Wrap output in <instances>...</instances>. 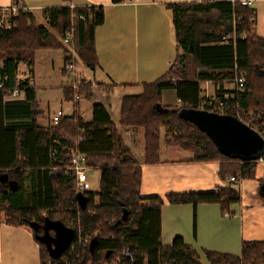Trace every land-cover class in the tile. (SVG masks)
Returning <instances> with one entry per match:
<instances>
[{"label": "trees", "instance_id": "obj_1", "mask_svg": "<svg viewBox=\"0 0 264 264\" xmlns=\"http://www.w3.org/2000/svg\"><path fill=\"white\" fill-rule=\"evenodd\" d=\"M112 2L120 4L124 0ZM167 8L172 12L177 58L161 79L143 85L142 94L123 97L119 124L144 129L145 163L150 166L160 163L163 141L193 154V162H218L221 181L227 183L218 191L170 194L166 199L143 197L142 167L122 142L108 108L95 101L89 85L79 90L77 99L74 90L65 87V100L74 102L73 114L53 129L39 125L40 102L36 87L30 84L35 75L37 53L62 51L67 66L75 52L81 66L95 71L100 65L96 30L106 20L103 7L45 9L48 27L35 23L32 13L20 11L12 19L10 30L0 29V83L3 84L0 89V170L14 173L21 168L24 171V176L18 177V191L1 194L0 213L6 212L5 222L9 225L29 228L31 221L43 223V212L53 218L63 213L60 221L76 232L72 246L60 259H54L40 244L42 264H69L75 255L91 264H109L114 258H118L119 264H203L200 252L180 236L171 246L163 245L165 202L193 207L216 203L221 205L223 215H228L230 206L241 202L239 184L256 178L260 162L245 163L225 157L208 135L179 114L189 109L231 115L264 138V76L256 72L257 68L264 70V38L254 34L256 10L230 0L169 4ZM81 16L86 19L82 20ZM70 34H73V43L66 45L64 40ZM190 60L198 69L194 79L188 76ZM21 62L28 67L29 78L20 77ZM237 78L244 79L243 89L235 85L230 93L224 90L226 82L234 84ZM206 83L218 89L214 100L203 97L202 84ZM14 90L24 92V98L9 99ZM170 90L175 91L180 100V106L171 109L162 105L163 92ZM84 97L94 101L90 122L81 116L79 103ZM224 101L228 105L221 110L220 103ZM158 104L164 108L162 115L157 108L154 110ZM163 127L174 133L171 140L164 137ZM73 149L87 155L89 168L101 169V189L84 193L89 199L84 212L74 201L79 190L69 160ZM232 178L235 181L232 182ZM121 203L130 211V216L114 230L112 226L124 213ZM63 209L66 211L62 212ZM95 237L100 242L92 257L90 244L80 246L82 240L90 241ZM241 246L240 255L201 251L209 264H264V241H244ZM128 248L133 260L123 254ZM109 252L113 255L106 259L105 254Z\"/></svg>", "mask_w": 264, "mask_h": 264}, {"label": "crops", "instance_id": "obj_2", "mask_svg": "<svg viewBox=\"0 0 264 264\" xmlns=\"http://www.w3.org/2000/svg\"><path fill=\"white\" fill-rule=\"evenodd\" d=\"M201 1L206 0H124L120 4H114L112 0H72L71 3L64 0H0V8H9L16 2H22L31 9L30 13L39 21V17L44 16L43 11L48 8L103 7L106 20L96 30L95 35L100 65L95 71L85 68L89 73L86 71L87 77L85 75L84 77L100 86L112 88L113 95L122 86L125 88L137 86L143 90L144 84H152L148 79L116 82L114 78L118 70L126 69L131 64H137L139 67L156 64L167 55L165 54L168 51L167 46L175 41L172 12L167 5ZM247 1L260 4L259 8L254 7L257 14L255 25L258 27L261 22L260 29L255 27V36L264 38L258 34L264 27V0ZM42 26L47 27L43 24ZM170 53L172 54V51ZM172 63L173 61H170L164 75L169 71ZM23 65V70L28 71L25 63ZM147 71L148 68H145V72ZM160 74L154 75L156 81L164 76L159 77ZM64 75L71 76L69 73ZM34 80L36 87V75ZM229 83L231 82L224 84V90H235V85L231 88ZM210 85L213 84H202L203 90H209ZM95 95H97L96 102L108 108L114 122L110 109L112 107H108L111 98L106 100L105 96L96 94V91ZM206 95L209 97L208 93ZM92 103L94 104V101ZM162 105L170 109L180 106L176 92L171 90L163 92ZM114 124L120 131L118 124L115 122ZM124 131V136L119 132L121 140L124 144V140H127L129 143L125 145L133 152V144L139 138L135 137L136 134L132 131L126 129ZM137 161L143 170L141 186L143 197L160 196L166 199L170 194L212 192L227 185L219 176L218 162H193L190 157L165 159L163 143L160 163L151 166L146 164L145 155ZM259 162L256 178L250 180V183L245 182L248 180L240 183L242 199L240 203L230 206L231 217L223 215L221 205L216 203L193 207L192 205L174 206L166 201L162 213L163 245L171 246L174 239L180 236L188 245L200 252V255L203 254L201 250L204 249L240 255L243 241H264V200L260 196V190L264 186V160ZM246 194L251 198L248 201L245 200ZM253 222L257 227H253ZM40 244L31 228L12 226L6 222L0 224V264H42Z\"/></svg>", "mask_w": 264, "mask_h": 264}, {"label": "rangeland", "instance_id": "obj_3", "mask_svg": "<svg viewBox=\"0 0 264 264\" xmlns=\"http://www.w3.org/2000/svg\"><path fill=\"white\" fill-rule=\"evenodd\" d=\"M259 8L260 4L259 3H255L253 5V8ZM36 19V18H35ZM37 24L39 25H46L47 27L49 26V23L46 21V17L42 16L39 17V21L36 19ZM260 22V21H259ZM259 25L261 26V22L257 25H254V34H256V28H259ZM174 30V29H173ZM174 32V31H173ZM51 33L55 34V32L53 30H51ZM259 35H262V37H264V27L262 29V31L258 33ZM176 41H174V43H171V45L169 44L168 47V51L165 53L167 54L166 56H163L162 61L158 60L156 64H149L147 66H137V64H131L130 67L127 66L126 69H121L118 70L116 73V78L115 81L116 82H123V81H135L138 79H148L149 83H155L156 81V76H154L155 74L161 73L159 77H161L162 75H164V71L167 69L170 61H175L177 58V46L175 45ZM170 51H172V54L170 53ZM73 56L76 59V74L75 76L71 75L68 77L65 76L64 74H67L68 72L66 71L65 73L62 72V69L65 68V63H64V55L62 51H39L36 55V60H35V75H36V90H37V100L41 103H39L38 105V123L40 126L42 127H50V128H54L57 127V125L53 124L52 122V118L54 116L55 113H57L59 110H63V112L65 113V116H69L72 115L74 112V102H70L65 100V95H64V89L65 87H71L74 83V78L78 77L80 78H85L86 76V71L87 69H85L84 66H81L78 62V57L75 54V52H73ZM163 63V64H162ZM129 65V63L127 64ZM162 65V66H161ZM132 70H131V69ZM145 68H148V71L145 72ZM89 73V71H87ZM189 79H194L198 73V69L196 64L194 63L193 60L189 61ZM35 75H34V79H35ZM85 75V77H84ZM163 77V76H162ZM158 79V78H157ZM144 81V80H141ZM35 82V80H34ZM78 82V80H77ZM77 84V83H76ZM231 84V88H234L233 83H229ZM87 85H89V88L92 91V94L95 96V101L97 100V95H95V91L96 94L98 95H103V97L105 96L104 99H110V101L108 102L109 105L108 107H112L111 109V114H112V118L114 120L115 123L118 124L120 131L118 130V134L119 132L122 134V136H124L125 133V129L128 131H132L133 133H135V137L138 136V141L133 144V152H134V156L137 159H140L141 156L144 155V150H145V138H144V129L142 128H135V127H122L119 124V115H120V108H121V99L123 96L125 95H139L143 92L142 88H139L137 86H135L134 88H125L124 86H122L119 90L115 91L114 94L112 95L111 93H113L111 91L112 88H108L105 85L100 86L97 83H94L93 81H89L87 83ZM86 85V86H87ZM86 86H82V87H86ZM81 87V88H82ZM80 88V89H81ZM236 88V87H235ZM216 87L214 88V85H210L209 90L204 89L203 92V97L207 98V99H212L214 100L216 98V94H217V89L215 91ZM230 93V91H228ZM209 95V97H207V94ZM87 98V97H86ZM86 98H82L80 99V105H81V116L86 120V121H91L92 120V105L93 103L91 102V100L86 99ZM228 98V97H226ZM164 128V127H163ZM167 128H164V130L162 129V133L164 135V137L170 138L174 136L173 132H167ZM120 136V134H119ZM121 138V137H120ZM125 144H128L129 142H127V140H124ZM163 147H164V158L165 159H177V158H188L190 157L191 159L193 158V154H191L190 152L181 150V149H177L176 147H172L171 145H169L168 143H166L165 141H163ZM72 151V150H71ZM9 173V172H8ZM88 175L90 178V183H91V188L89 192H99L101 189V184H100V177H101V169L100 168H89L88 170ZM11 176L13 177L15 175V173H11ZM24 174V171L21 169L20 170V177L21 175ZM15 178V176H14ZM244 182V181H243ZM246 183H250L251 181H245ZM26 188H29V183H26ZM26 189V190H27ZM239 190H241L240 184H239ZM249 199H251L249 197V194H246L245 200L248 201ZM66 209H63L62 212H65ZM228 216L231 217L230 214V209L227 212ZM61 216H64L63 213L60 214ZM60 215H56L51 216L49 215L47 212H43L41 214V216L45 217V218H51L53 220H61L59 219ZM6 212H2L0 213V224H4L5 220H6ZM66 224V223H65ZM253 227H257V224L255 222H253ZM72 228V227H71ZM74 229V228H72ZM93 239V238H92ZM91 239V240H92ZM90 240V241H91ZM90 241L88 238H86L85 240L81 241V246L85 247L88 244H90ZM163 244H164V239H163ZM244 242V241H243ZM245 242H250L245 240ZM242 247V246H241ZM74 249V248H73ZM72 249V250H73ZM241 253V252H240ZM123 254L126 256V250H124ZM202 254V253H201ZM75 259H73V261H71L69 264H80L84 259L79 258V255H75ZM200 261L203 264H209L206 256L204 254L200 255ZM86 264H91L89 261H86ZM109 264H119L118 258H114Z\"/></svg>", "mask_w": 264, "mask_h": 264}, {"label": "water", "instance_id": "obj_4", "mask_svg": "<svg viewBox=\"0 0 264 264\" xmlns=\"http://www.w3.org/2000/svg\"><path fill=\"white\" fill-rule=\"evenodd\" d=\"M260 76H264V70L257 68L256 71ZM157 108L159 114H163L164 108L161 104L154 106V110ZM180 116L186 120L191 121L197 127H199L204 134L208 135L212 141L217 146L218 150L222 155L229 159L239 160L245 163L248 162H259L263 160L264 157V138L255 129L246 125L238 118L231 115H220L218 113H212L208 111H196L185 109L182 110ZM21 168H18L15 173V178L10 181L11 194L18 191L20 187V181L18 177L20 176ZM11 174L8 172H3L0 170V182L5 184ZM260 196L264 200V186L260 190ZM81 210L86 211L89 204L88 197L83 193H77L75 200ZM123 214L120 219L112 226L114 230H118L120 225L127 222L130 216V211H128L124 204L121 203ZM30 228L35 234L36 240L43 244L49 254L54 259H60L66 251L72 246L75 239V230L67 227L60 220H52L50 218H45L43 223L37 221H31L29 223ZM43 231V234H40ZM51 232L55 234L52 235ZM99 240L97 237L93 238L89 245V251L92 257L95 256L96 249L99 245ZM56 245L54 249L53 245ZM130 253V248L127 249L126 258L132 259ZM105 258L109 259L111 252L105 254ZM80 264H86V259H84Z\"/></svg>", "mask_w": 264, "mask_h": 264}, {"label": "built area", "instance_id": "obj_5", "mask_svg": "<svg viewBox=\"0 0 264 264\" xmlns=\"http://www.w3.org/2000/svg\"><path fill=\"white\" fill-rule=\"evenodd\" d=\"M233 3L236 2H241L242 5L244 6H253V1H247V0H230ZM71 8H74L71 7ZM30 8L25 6L22 2H16L13 4V6L9 8H0V29L4 30H10L13 27L12 24V19L17 17L20 11H24L27 13H30ZM82 20H85V16L80 17ZM71 32H73V29H71ZM73 34H70L65 40L64 44L68 45L73 43ZM224 40H227V38H224ZM76 59L72 58V60L69 62L67 66H65V70L70 74L75 76L76 74ZM24 63L21 62L18 66V71L20 77L23 78H29L28 71L23 70V65ZM27 74V75H26ZM78 80V82H77ZM91 80H87L85 78H74V83L72 85V89L75 92V99L78 98V92L80 88L84 85H87V83ZM77 83V84H76ZM30 84L35 85L34 81L30 79ZM238 89H243L245 87V81L243 78H237L235 80V83ZM3 87V84L0 83V89ZM12 94L9 96V99L12 100H19L24 98V92L19 91V90H14L11 92ZM228 105V102L224 101L220 103V108L221 110H224L226 106ZM63 119H65V113L63 110H59L57 113L52 118L53 124L57 125L59 122H61ZM71 162V169L75 172L76 174V180H77V187L79 192L78 193H85L89 192L91 188V183H90V178L88 175V170H89V162L87 159V155L82 154L78 151V149H73L72 150V156L71 159H69ZM231 181H235V178H232Z\"/></svg>", "mask_w": 264, "mask_h": 264}, {"label": "flooded vegetation", "instance_id": "obj_6", "mask_svg": "<svg viewBox=\"0 0 264 264\" xmlns=\"http://www.w3.org/2000/svg\"><path fill=\"white\" fill-rule=\"evenodd\" d=\"M14 178V176L10 177L9 180L5 183V184H1L0 182V196L2 193H4L5 191H11L13 190L12 187L10 186V181ZM40 234H43V231H40ZM52 235H54L55 233L54 232H51ZM54 249L56 248V245L54 244L53 245Z\"/></svg>", "mask_w": 264, "mask_h": 264}, {"label": "bare ground", "instance_id": "obj_7", "mask_svg": "<svg viewBox=\"0 0 264 264\" xmlns=\"http://www.w3.org/2000/svg\"><path fill=\"white\" fill-rule=\"evenodd\" d=\"M238 3V2H237ZM240 3V2H239Z\"/></svg>", "mask_w": 264, "mask_h": 264}]
</instances>
